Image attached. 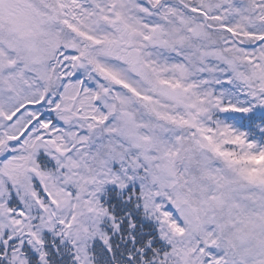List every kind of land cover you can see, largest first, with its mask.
<instances>
[{
    "label": "snow or ice",
    "instance_id": "6c2138e0",
    "mask_svg": "<svg viewBox=\"0 0 264 264\" xmlns=\"http://www.w3.org/2000/svg\"><path fill=\"white\" fill-rule=\"evenodd\" d=\"M0 264H264V0H0Z\"/></svg>",
    "mask_w": 264,
    "mask_h": 264
}]
</instances>
